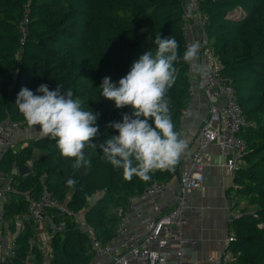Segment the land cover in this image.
<instances>
[{
	"label": "trees",
	"instance_id": "16d2710c",
	"mask_svg": "<svg viewBox=\"0 0 264 264\" xmlns=\"http://www.w3.org/2000/svg\"><path fill=\"white\" fill-rule=\"evenodd\" d=\"M185 5V0H0V123L29 127L15 105L17 95L23 87L36 93L39 85L47 84L50 90H71L84 110L98 114L94 143L118 135L109 124L121 122L124 114L131 116L132 109H117L101 95L99 85L104 77L118 83L141 55L154 54L160 34L179 45L177 76L166 98L174 130L182 138L181 116L191 99V65L183 60L191 39L183 30ZM199 7L206 44L219 58L220 73L234 87L247 121L239 132L247 143L244 163L236 168L229 189L244 206L238 217H231L232 239L223 252L232 256L228 264H264V0H200ZM22 143H12L15 147L8 146L0 157V170L13 187L2 215L13 228L26 212L23 193L38 195L45 184L71 210L60 214L47 209L56 222H64L49 240L52 264H89L94 257L90 237L77 225L75 213L98 240L113 241L121 220L115 209H125L152 182L177 178L188 151L173 169L154 170L148 181L135 176L129 181L99 148L86 147L90 166L74 169L75 158L63 157L54 140L38 136ZM24 165L30 170L20 174L18 168ZM69 179L76 184L69 186ZM34 231L35 224L27 223L16 234V254L7 264H23L30 254L40 264L41 251L28 241Z\"/></svg>",
	"mask_w": 264,
	"mask_h": 264
},
{
	"label": "built area",
	"instance_id": "2783aa9c",
	"mask_svg": "<svg viewBox=\"0 0 264 264\" xmlns=\"http://www.w3.org/2000/svg\"><path fill=\"white\" fill-rule=\"evenodd\" d=\"M200 0H185V9L182 14L183 30L187 32L191 25L197 30L196 39H188L187 47L196 43L199 45V65L206 69V75L199 74L202 94L208 104V113L205 121L201 124L196 141L192 149L184 154L183 166L177 177L178 190L174 196L172 206L166 211H161L160 206L155 204L152 210L155 215L141 217L140 212L136 216L142 226L141 231H129L125 219V210H134L132 196L125 209L116 208L115 212L121 216L117 228L119 242H101L92 233L91 227L78 215L74 214L77 225L85 231L91 240L94 255L98 257L110 256L108 264H182L184 258L183 247L190 239L184 233L185 211L191 208L186 193L200 187L202 184V170L211 164L206 151L210 144L218 146L219 154L223 159V165L232 177L236 168L244 163L243 156L246 154L247 143L239 135V132L247 124L245 116L236 97L234 87L220 73L221 63L212 47L206 44L204 35V17L199 7ZM25 26L23 25V30ZM191 115L189 108L183 110L182 119ZM20 127L19 123L12 122L9 125L0 123V146H11L13 143V131ZM170 182H152L142 195H162ZM11 178L0 170V262L7 261L15 256V236L23 231L27 223L35 224L33 235L28 241L31 245L36 244L42 253L40 264H52L50 260L49 240L51 234L61 230L64 222H56L52 215L47 212L48 208L58 209L60 214L71 213L65 204L55 197L43 184L38 195L24 192L26 212L14 221V227L9 226L3 218V204L12 191ZM235 197L231 196V217H238L241 208ZM234 206H236L234 208ZM48 231L47 238H43V232ZM232 237L228 236L227 242ZM212 264H228L232 256L230 253L207 257ZM23 264H39L35 254L25 257Z\"/></svg>",
	"mask_w": 264,
	"mask_h": 264
},
{
	"label": "clouds",
	"instance_id": "9594fccd",
	"mask_svg": "<svg viewBox=\"0 0 264 264\" xmlns=\"http://www.w3.org/2000/svg\"><path fill=\"white\" fill-rule=\"evenodd\" d=\"M154 43L155 53L146 51L141 55L118 83L104 77L99 85L101 95L114 101L117 109H132L131 116L124 114L121 122L109 124L118 135L102 143L93 142L99 133L98 114L84 110L82 101L74 99L71 90L62 92L59 86L50 90L47 84H41L36 94L23 87L15 105L29 128L39 126V135L54 140L63 157L75 158L74 169L90 166L84 153L86 147L99 148L108 162L123 169L126 180L135 176L148 181L154 170L173 169L187 148L186 141L174 130L166 98L177 76L174 62L178 60L179 45L175 38H161L160 34ZM198 50V44H191L183 60L193 71L206 75V69L196 63ZM67 183L74 186L76 181L69 179Z\"/></svg>",
	"mask_w": 264,
	"mask_h": 264
},
{
	"label": "crops",
	"instance_id": "0c3cea01",
	"mask_svg": "<svg viewBox=\"0 0 264 264\" xmlns=\"http://www.w3.org/2000/svg\"><path fill=\"white\" fill-rule=\"evenodd\" d=\"M187 35L191 39L198 37L197 30L193 25L187 30ZM196 63L199 64L197 59ZM188 108L191 115L181 122L182 139L186 141L187 150L193 148L197 132L201 124L205 121L208 113V104L202 94L199 74L193 71L191 66V99ZM39 126L36 129L29 127L16 128L13 131V143L23 142L22 145L31 143L33 139L40 136ZM12 147L14 148L15 146ZM7 146H0V157ZM207 157L211 164L202 170V184L186 193L191 208L185 211L184 233L190 241L184 245V258L182 264H212L207 257L222 253L227 244L230 234L229 224L231 220V196L229 189L233 185V179L223 165L216 144H210ZM178 190V179L174 178L166 191L162 195H137L132 198L134 210H125V219L129 231H141L142 226L136 212L141 213V217L155 215L152 206H160L161 211L169 209ZM9 196V195H8ZM7 196V198H8ZM6 198V199H7ZM240 208L244 203H239ZM119 242L118 238H115ZM110 256H95L89 264H108Z\"/></svg>",
	"mask_w": 264,
	"mask_h": 264
},
{
	"label": "water",
	"instance_id": "95a60500",
	"mask_svg": "<svg viewBox=\"0 0 264 264\" xmlns=\"http://www.w3.org/2000/svg\"><path fill=\"white\" fill-rule=\"evenodd\" d=\"M30 170L29 166L24 165L18 168V171L20 174H25L26 172H28ZM0 264H7V261L4 262H0Z\"/></svg>",
	"mask_w": 264,
	"mask_h": 264
},
{
	"label": "rangeland",
	"instance_id": "374dc122",
	"mask_svg": "<svg viewBox=\"0 0 264 264\" xmlns=\"http://www.w3.org/2000/svg\"><path fill=\"white\" fill-rule=\"evenodd\" d=\"M237 12H239V10ZM43 235H44V236H42L43 238H47V236L49 235L48 231H46V232L44 231Z\"/></svg>",
	"mask_w": 264,
	"mask_h": 264
}]
</instances>
